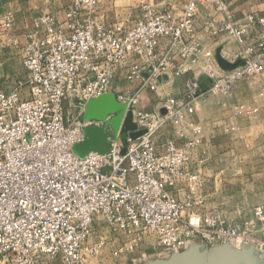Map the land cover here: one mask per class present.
Returning a JSON list of instances; mask_svg holds the SVG:
<instances>
[{
	"label": "built area",
	"instance_id": "built-area-1",
	"mask_svg": "<svg viewBox=\"0 0 264 264\" xmlns=\"http://www.w3.org/2000/svg\"><path fill=\"white\" fill-rule=\"evenodd\" d=\"M203 1L219 17L210 26L237 46L223 53L227 62H243L226 73L190 40L193 3L178 17L148 10L130 26L109 21L100 0H71L60 15L49 9L34 19L19 44L25 80L0 89V264H92L105 240L91 236L103 227L120 254L146 241L174 253L201 229L198 217L184 219V187L193 192L200 180L191 167L201 143L196 105L264 74V15L241 23L225 0ZM12 24L4 16L3 28ZM192 67L210 81L207 90L189 76ZM172 78L182 80L181 94L138 110L143 92L160 95ZM133 83L131 93L118 90ZM109 94L146 133L131 141L118 132L108 152L77 155L85 130L105 123L85 120L86 105ZM167 126L174 136L156 145L154 132Z\"/></svg>",
	"mask_w": 264,
	"mask_h": 264
},
{
	"label": "rangeland",
	"instance_id": "rangeland-1",
	"mask_svg": "<svg viewBox=\"0 0 264 264\" xmlns=\"http://www.w3.org/2000/svg\"><path fill=\"white\" fill-rule=\"evenodd\" d=\"M19 1L0 0V89L6 92L17 90L25 80L19 47L23 35L16 22L22 19L29 30L36 18L29 16L24 20L17 9ZM225 2L234 19L241 23L250 16L264 15V0ZM190 3L196 11L190 40L209 49L216 64L218 56L227 62L223 53H233L237 46L228 35L218 34L210 26L219 17L203 0H100V11L109 21L121 20L130 26L148 10L170 11L178 17ZM6 12L16 15V21L14 18L8 29L3 28ZM200 72V68L192 67L190 74L197 79ZM261 82L264 74L260 79L247 77L239 80L228 95H209L197 103L208 101L198 117L202 125L196 123L201 130L199 138L202 144L205 142L202 148L205 158L191 165L200 180L193 192L184 187V219L198 217L201 229L186 239L184 249L168 252L146 241L136 250L120 254L116 252L118 241H112L117 237H110L103 227L91 236L95 241L105 240L100 256L92 264H264V85ZM137 86V83L120 85L118 90L131 93ZM164 89L160 90V97L164 96ZM140 99L138 110L149 112L159 97L146 92ZM97 125L90 128L113 132L106 122ZM168 132L169 137L174 136L169 127L154 132L156 145ZM176 142L180 144L181 140ZM198 150L195 148L194 152Z\"/></svg>",
	"mask_w": 264,
	"mask_h": 264
},
{
	"label": "water",
	"instance_id": "water-1",
	"mask_svg": "<svg viewBox=\"0 0 264 264\" xmlns=\"http://www.w3.org/2000/svg\"><path fill=\"white\" fill-rule=\"evenodd\" d=\"M218 67L223 71H231L239 65H242V61H236L234 64H230L224 61L221 57H217ZM165 78V77H164ZM126 105L119 103L116 98L112 95H104L99 99L90 101L84 112V119L88 121L106 122L113 132L106 131L100 128H88L85 130V140L75 146L74 152L83 156L91 151L97 152L99 154H104L109 151L110 144L107 141L109 137L113 138L116 133L119 135H127L131 141H135L137 138L143 136L146 130H137L136 125L132 122L131 111H126ZM162 114L165 113L164 110L161 111ZM108 116H114L112 119L106 121ZM122 120L121 129L117 132V127ZM242 255H246L245 252Z\"/></svg>",
	"mask_w": 264,
	"mask_h": 264
},
{
	"label": "crops",
	"instance_id": "crops-1",
	"mask_svg": "<svg viewBox=\"0 0 264 264\" xmlns=\"http://www.w3.org/2000/svg\"><path fill=\"white\" fill-rule=\"evenodd\" d=\"M65 2L63 4H59V2ZM71 0H49V3H44L42 2V0H20L19 1V5L17 7V9L20 10V16L23 17L24 16V20L27 19V17H31V16H34V17H37L41 12L45 11V10H53V11H56L59 15L61 14V11L63 9V7L65 5H67ZM7 14H10L12 17H13V20L15 18V21H16V15L15 13H11V12H6L4 13L3 16H6ZM36 14V15H35ZM15 16V17H14ZM33 17V18H34ZM32 18V19H33ZM19 23L16 22V25L17 27L19 28L20 27V30H22V35L24 34V32L27 30V27H28V24H23L24 22L22 21H18ZM31 22V21H30ZM15 25V26H16ZM33 25V24H32ZM20 38V37H19ZM22 38V37H21ZM179 61H176V63H178ZM184 68H186V66H184ZM191 76V74L189 75ZM197 80L199 81L200 83V88L202 90H207V88L209 87L210 85V81L204 77L201 72L200 74L198 73L197 74ZM262 80V79H261ZM262 85H264V82H261ZM165 88L164 92L165 94H163L164 96L165 95H179L181 94L182 92V80L181 79H177V78H172L169 83L166 85V87H163ZM163 88L161 89V91L163 90ZM159 94L161 95L162 93L160 91H158ZM143 94H146V92H143ZM141 95V96H142ZM154 95H157V96H160L158 95L157 93L154 94ZM163 96V97H164ZM211 97H216V96H211ZM208 101H206L205 103H200L197 108V111H195L196 114H194L193 116V119L192 121L196 124V123H200L202 125V122L200 120V115L202 114V109L204 108V106H206V103ZM196 110V108H195ZM198 125V124H197ZM204 126V125H203ZM168 127V126H167ZM166 127V128H167ZM215 127V126H214ZM170 128V127H169ZM169 132L168 134H166L163 138H160V143L163 142V140H165L167 137H169ZM206 140H208V138H205ZM205 145V142L204 144H202V142L197 146V150H198V153L195 154L194 156V161L196 162H199L200 160H203L205 158V156L203 155L202 153V148L203 146ZM93 263V262H91Z\"/></svg>",
	"mask_w": 264,
	"mask_h": 264
}]
</instances>
